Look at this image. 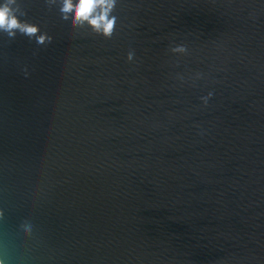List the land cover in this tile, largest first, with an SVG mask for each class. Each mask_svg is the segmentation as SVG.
Listing matches in <instances>:
<instances>
[{"label":"water","instance_id":"obj_1","mask_svg":"<svg viewBox=\"0 0 264 264\" xmlns=\"http://www.w3.org/2000/svg\"><path fill=\"white\" fill-rule=\"evenodd\" d=\"M56 7L0 32V258L264 264V0H119L110 37Z\"/></svg>","mask_w":264,"mask_h":264},{"label":"clouds","instance_id":"obj_2","mask_svg":"<svg viewBox=\"0 0 264 264\" xmlns=\"http://www.w3.org/2000/svg\"><path fill=\"white\" fill-rule=\"evenodd\" d=\"M51 2L57 6L56 13L61 22H67L70 27L87 25L93 33L104 37L112 35L118 19L112 13L119 0H51ZM14 29L26 35H33L39 31L37 25L22 22L17 18L12 8V0H0V32H7L12 36ZM44 39L43 34L37 37L39 43ZM172 51H186V49L183 45H177ZM211 95L209 92L208 96ZM27 230L25 228V231ZM0 264H6L5 259L0 258Z\"/></svg>","mask_w":264,"mask_h":264}]
</instances>
